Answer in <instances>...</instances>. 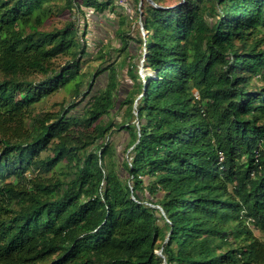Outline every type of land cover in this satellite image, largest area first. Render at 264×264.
Segmentation results:
<instances>
[{
    "label": "trees",
    "instance_id": "1",
    "mask_svg": "<svg viewBox=\"0 0 264 264\" xmlns=\"http://www.w3.org/2000/svg\"><path fill=\"white\" fill-rule=\"evenodd\" d=\"M151 1L0 0V264H264V0ZM54 8L85 29L45 30ZM109 13L146 35L118 33L89 83L87 20ZM69 88L80 102L35 114Z\"/></svg>",
    "mask_w": 264,
    "mask_h": 264
},
{
    "label": "rangeland",
    "instance_id": "2",
    "mask_svg": "<svg viewBox=\"0 0 264 264\" xmlns=\"http://www.w3.org/2000/svg\"><path fill=\"white\" fill-rule=\"evenodd\" d=\"M115 3H118V0H114ZM141 4L143 5L144 2H148V0H140ZM183 0H162V4L166 6H174ZM58 3L61 5L64 3V0H58ZM124 5H129V2L124 3ZM141 6V5H140ZM54 12L48 17V19L45 22L44 29L45 30H52L54 28H62L70 21L76 22V24L79 27L80 32H82L85 29V20L82 16L75 12H70V10L66 9L64 11H61V9L54 8ZM135 7L131 9L130 14H134L136 11ZM119 11V10H118ZM123 16L126 15V12H120ZM103 18V19H102ZM101 19H94L93 17H90L87 20L88 24V31H89V37H88V44H91L90 47V53L91 56L89 58L85 59L83 71L88 75V77L85 79L86 82L92 80V76L95 75L97 70L102 66L105 59L100 58V53L104 52L105 54H110V57L115 58L119 56L118 53L121 47V40L118 36V33H125L126 37L134 38L139 32L143 37H145L146 33L143 32L142 26L140 21H134L129 20L123 29L119 28L118 22H119V15L118 14H107L106 17H102ZM134 54L136 58L133 60V63L136 64L137 69L139 71V74L142 78H144L146 75H150L151 71L146 68V64L144 62L145 54L141 53V50L138 46L134 45L133 49ZM142 48V52H143ZM123 56L124 54L120 55ZM108 59V57L106 58ZM71 60L70 56H62L59 59L55 61L56 66H64L68 61ZM120 82H121V91H120V100L124 99L125 93L129 92L132 87L133 83L131 79L126 75L127 68L125 70L120 71ZM96 83H94V88L91 93V95L82 103V106H84L89 100L90 97L93 96L95 93L101 91L104 89L107 85V78L104 77V75H100L96 79ZM85 86V90H86ZM83 96H74L72 92V88L61 90L58 93L54 94L53 96L45 99L42 103L38 104L35 108V114L43 115L46 112L55 113L62 109L63 105H73L74 102H80L82 100ZM119 105L117 106V109L113 111L112 115L110 116L112 119H114L118 124L121 123L124 120L123 114L124 110H120L119 113ZM128 123L136 124L137 125V119H134L132 121H129ZM110 142L115 145L116 152H117V166L119 167V172L123 176H127L125 171L122 169V163L124 158H128L127 153H125L129 141L130 136L125 131H115L111 134V137L109 138ZM255 235L258 238H262V234L259 231L254 230Z\"/></svg>",
    "mask_w": 264,
    "mask_h": 264
},
{
    "label": "built area",
    "instance_id": "3",
    "mask_svg": "<svg viewBox=\"0 0 264 264\" xmlns=\"http://www.w3.org/2000/svg\"><path fill=\"white\" fill-rule=\"evenodd\" d=\"M131 0H118V3L120 4H124V3H127V2H130ZM143 30V28H142ZM81 42L83 43V39H81ZM159 254H161V252H159Z\"/></svg>",
    "mask_w": 264,
    "mask_h": 264
},
{
    "label": "water",
    "instance_id": "4",
    "mask_svg": "<svg viewBox=\"0 0 264 264\" xmlns=\"http://www.w3.org/2000/svg\"><path fill=\"white\" fill-rule=\"evenodd\" d=\"M148 2H150L151 4H154L153 1L148 0ZM134 114L137 116V112H134Z\"/></svg>",
    "mask_w": 264,
    "mask_h": 264
},
{
    "label": "crops",
    "instance_id": "5",
    "mask_svg": "<svg viewBox=\"0 0 264 264\" xmlns=\"http://www.w3.org/2000/svg\"><path fill=\"white\" fill-rule=\"evenodd\" d=\"M119 5H120V6H124V7H125V6H127V5H124V4H120V3H119ZM128 7H129V6H128Z\"/></svg>",
    "mask_w": 264,
    "mask_h": 264
}]
</instances>
